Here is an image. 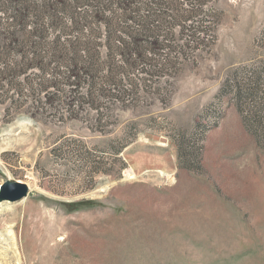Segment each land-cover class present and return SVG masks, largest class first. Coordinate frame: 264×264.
<instances>
[{
  "label": "rangeland",
  "instance_id": "obj_1",
  "mask_svg": "<svg viewBox=\"0 0 264 264\" xmlns=\"http://www.w3.org/2000/svg\"><path fill=\"white\" fill-rule=\"evenodd\" d=\"M7 179L0 264H264V0H0Z\"/></svg>",
  "mask_w": 264,
  "mask_h": 264
},
{
  "label": "water",
  "instance_id": "obj_2",
  "mask_svg": "<svg viewBox=\"0 0 264 264\" xmlns=\"http://www.w3.org/2000/svg\"><path fill=\"white\" fill-rule=\"evenodd\" d=\"M29 194V187L20 181L7 179L0 184V203H16L25 199Z\"/></svg>",
  "mask_w": 264,
  "mask_h": 264
},
{
  "label": "bare ground",
  "instance_id": "obj_3",
  "mask_svg": "<svg viewBox=\"0 0 264 264\" xmlns=\"http://www.w3.org/2000/svg\"><path fill=\"white\" fill-rule=\"evenodd\" d=\"M9 145V144H8ZM7 146V145H6ZM126 175H127V177H129V178H133L134 177V172L130 169V170H128L127 172H126ZM1 204V203H0Z\"/></svg>",
  "mask_w": 264,
  "mask_h": 264
}]
</instances>
